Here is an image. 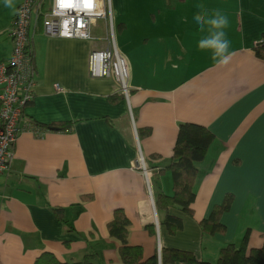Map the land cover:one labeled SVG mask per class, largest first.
<instances>
[{
  "label": "crops",
  "instance_id": "obj_1",
  "mask_svg": "<svg viewBox=\"0 0 264 264\" xmlns=\"http://www.w3.org/2000/svg\"><path fill=\"white\" fill-rule=\"evenodd\" d=\"M14 2L18 9L23 0ZM110 2L116 43L130 70L129 102L113 76L89 72L90 53L107 48L105 20L92 26L87 40L48 36L41 19L33 21L37 83L10 170L0 174V264H35L47 252L64 262L92 255L93 264H120V242L108 231L118 208L130 219V244L142 246L144 258L157 254L159 264L163 247L215 264L220 249L239 247L249 229V246L261 247L264 60L253 49L264 35V0ZM217 10L229 19L225 33L234 53L224 67L197 47L203 33L195 14ZM16 12L0 0V63L12 55ZM60 122L72 126L59 132L38 125ZM183 122L215 135L198 164L194 216L156 206L160 194H173L167 168ZM228 194L233 202L221 217L225 231L205 234L199 221ZM56 207L66 224L54 215ZM167 214L183 221L175 234L162 224Z\"/></svg>",
  "mask_w": 264,
  "mask_h": 264
},
{
  "label": "built area",
  "instance_id": "obj_2",
  "mask_svg": "<svg viewBox=\"0 0 264 264\" xmlns=\"http://www.w3.org/2000/svg\"><path fill=\"white\" fill-rule=\"evenodd\" d=\"M63 3L70 6L62 7L57 0H23L17 9L11 29L12 55L7 63H0V174L11 167L24 108L35 94L37 82L31 29L33 21L40 16L46 35L86 40L93 39L92 26L100 19L105 20L107 48L90 53L89 72L92 77L113 76L119 85V92L128 102L130 100V70L116 43L110 0H63ZM138 162L148 177L143 156Z\"/></svg>",
  "mask_w": 264,
  "mask_h": 264
},
{
  "label": "trees",
  "instance_id": "obj_3",
  "mask_svg": "<svg viewBox=\"0 0 264 264\" xmlns=\"http://www.w3.org/2000/svg\"><path fill=\"white\" fill-rule=\"evenodd\" d=\"M39 18L42 20L41 16ZM253 50L256 57L264 60V35L256 43ZM32 59L34 71H36L33 52ZM38 125L59 132L67 131L72 126L69 122ZM214 141L215 135L207 127L191 122L180 123L173 148L172 161L167 168L173 177V194H160L156 199L158 209L167 210L170 207H177L182 212L194 216L198 164L205 159ZM161 172H164V170ZM232 202L233 195L228 194L220 205L214 207L208 218L200 220L199 225L202 232L208 235L223 233L226 228L221 221V217L225 211L230 209ZM52 211L58 220L66 224L63 208L56 207ZM162 224L170 234H175L183 228L182 219L169 214L166 215ZM129 225L130 219L121 208L114 211V217L108 223L110 236L120 242V264H159L157 254L144 258L142 246L130 244L128 241ZM153 227V224L148 226L150 232H153ZM260 237L263 240V245L259 248H251L249 246L250 229L247 230L239 247L234 243H228L220 249L215 264H264V234H261ZM161 258L162 264L174 262L212 264L208 261H198L192 252L166 247L161 249ZM92 259V255H85L80 261L64 262L60 261L53 253L47 252L43 253L35 264H93Z\"/></svg>",
  "mask_w": 264,
  "mask_h": 264
},
{
  "label": "clouds",
  "instance_id": "obj_4",
  "mask_svg": "<svg viewBox=\"0 0 264 264\" xmlns=\"http://www.w3.org/2000/svg\"><path fill=\"white\" fill-rule=\"evenodd\" d=\"M61 3L62 0H57L58 5ZM4 6L12 9L13 13L17 11L14 0H4ZM198 7L203 9V5H198ZM194 21L199 31L203 33L197 41L198 49L210 53L216 66H227L234 55L230 51L231 42L226 38L225 33L230 23L227 15L218 10L212 13L200 11L195 14Z\"/></svg>",
  "mask_w": 264,
  "mask_h": 264
},
{
  "label": "rangeland",
  "instance_id": "obj_5",
  "mask_svg": "<svg viewBox=\"0 0 264 264\" xmlns=\"http://www.w3.org/2000/svg\"><path fill=\"white\" fill-rule=\"evenodd\" d=\"M44 10H46V7H44ZM135 126V125H134ZM34 127V126H33ZM15 148V147H14ZM142 157V153L140 152L139 153V160H140V158ZM141 165V164H140ZM141 167H142V165H141ZM142 169V168H141ZM10 170V169H9ZM148 183V182H147ZM149 185V184H148Z\"/></svg>",
  "mask_w": 264,
  "mask_h": 264
},
{
  "label": "snow or ice",
  "instance_id": "obj_6",
  "mask_svg": "<svg viewBox=\"0 0 264 264\" xmlns=\"http://www.w3.org/2000/svg\"><path fill=\"white\" fill-rule=\"evenodd\" d=\"M61 6L64 7V6H70V5H65V4L63 3V0H62ZM87 6H90V4L87 5Z\"/></svg>",
  "mask_w": 264,
  "mask_h": 264
}]
</instances>
